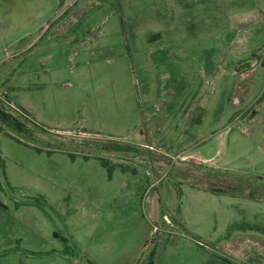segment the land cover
Returning a JSON list of instances; mask_svg holds the SVG:
<instances>
[{"label":"rangeland","instance_id":"obj_1","mask_svg":"<svg viewBox=\"0 0 264 264\" xmlns=\"http://www.w3.org/2000/svg\"><path fill=\"white\" fill-rule=\"evenodd\" d=\"M217 179L264 183V0H0V264H264Z\"/></svg>","mask_w":264,"mask_h":264},{"label":"trees","instance_id":"obj_2","mask_svg":"<svg viewBox=\"0 0 264 264\" xmlns=\"http://www.w3.org/2000/svg\"><path fill=\"white\" fill-rule=\"evenodd\" d=\"M64 3H65V0H61V6H63ZM67 11L69 12V10H67ZM198 167L201 170L202 174L207 173V175L205 174L206 177L209 176L210 178H213L211 175V172L207 171V169H208L207 167H204L202 165L201 166L199 165ZM223 182H226V183H223ZM219 185L229 186L228 190H225V191L230 193V194H234V195L242 194L243 196L249 197V198L254 199V200H256V199L261 200L262 198H259V195H262V197L264 198V183L255 184L253 182H250L248 185H246V186L244 185L243 191H241V190H238L242 186L240 181H238L236 179H230L227 181H221L220 179H217V180H215V183L207 184L204 187H206V190L215 192V191H217V186H219ZM251 188H252V190H251ZM247 229L254 230L257 232H261L264 234V226L254 225V226L247 227ZM149 264H152V261H150Z\"/></svg>","mask_w":264,"mask_h":264}]
</instances>
